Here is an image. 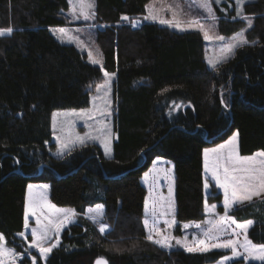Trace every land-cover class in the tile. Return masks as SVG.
<instances>
[{
  "label": "trees",
  "instance_id": "trees-1",
  "mask_svg": "<svg viewBox=\"0 0 264 264\" xmlns=\"http://www.w3.org/2000/svg\"><path fill=\"white\" fill-rule=\"evenodd\" d=\"M149 1L94 0L103 68L116 73V140L109 158L91 143L57 158L49 152L52 112L86 107L101 70L49 31L68 26V0H0V28L14 29L0 36V234L18 255L28 253L16 237L23 229L26 186L47 182L50 201L73 209L76 220L62 230L44 264H93L100 257L108 264H207L222 256L219 250L166 252L149 242L143 225L147 190L140 178L154 158L171 160L175 218L200 221L203 149L236 131L240 155L264 151V0L244 6L253 24L246 31L249 43L216 70L205 62L198 32L147 22L131 27L121 19L142 16ZM232 8L227 18L235 15ZM221 18L220 34L244 26L240 19ZM211 192L209 200L219 204L221 195L215 187ZM97 203L110 226L104 234L83 216ZM217 210L223 211L220 205ZM230 215L252 221L248 238L264 244V197ZM33 256L42 264L33 253L20 264H33Z\"/></svg>",
  "mask_w": 264,
  "mask_h": 264
},
{
  "label": "snow or ice",
  "instance_id": "snow-or-ice-1",
  "mask_svg": "<svg viewBox=\"0 0 264 264\" xmlns=\"http://www.w3.org/2000/svg\"><path fill=\"white\" fill-rule=\"evenodd\" d=\"M251 2V0H247ZM72 4L73 15L79 19L90 20L94 18V4L91 0H69ZM216 3H220V0H216ZM246 0H236L237 11L236 15L232 19L240 18L242 20H247V27L252 28V20L247 16L243 15V9ZM198 7L203 9L207 13V17L212 20H216L217 17L214 15L209 0H198ZM178 6L167 5V10L171 12V19L162 18L159 14L160 10L155 6L147 7V15L144 16V20L158 21L161 25H167L178 29L179 31H186L187 28L183 27L181 20L177 18ZM77 10L79 15H77ZM122 20H129V17L122 16ZM202 17H193L191 20L187 21L189 27L195 26L200 32L203 33L204 39L211 41L213 39L218 41H224L223 36H211L209 34V29H206L204 24L201 23ZM136 21H132V25L136 26ZM214 27V25H212ZM14 29L12 27L0 28V36L11 35ZM59 33L67 35V30L65 28L58 29ZM71 40H78L77 37H70ZM249 43L243 32L236 34L232 38V42L224 45L222 52L225 55L217 61L209 60V65L213 70L217 69L219 63L227 60L229 54H234V50L238 47H243ZM89 59L93 64L99 63V61L92 59V53L89 52ZM111 75L107 72L104 76L108 79L104 81V84L99 87H103L108 90V85L110 83ZM110 104V101L106 102ZM227 107V105H225ZM54 113V124L55 128V116ZM110 133L111 129H107ZM59 140V137H57ZM76 142L84 144L85 141L79 136L76 137ZM73 144L75 142H72ZM69 149V142L60 141V146L58 150V155L63 156L64 153ZM105 155H108L111 151L110 141L104 143ZM160 163L159 161L156 162ZM204 168L206 173H211V179L215 182V185L220 189H223L224 201L223 207L225 211V216L219 218L218 220H207V228L202 230V237L200 238L193 235V243L187 242V237L183 240L176 239L175 245L182 247L185 251L189 253L201 252L206 253L213 249H231L232 256H225L221 264L224 261L232 260L233 258L243 257L245 262L247 261H257L260 264H264V244H254L251 239L246 235L247 229L252 224V221H247L246 223L236 224L235 220L228 217L227 213L233 207V205L243 204L244 202L253 201L254 197L261 198L264 197V151H258L251 156H240L237 150V137L234 135L226 143L219 145L217 148L206 149L204 151ZM156 175L152 178V183L149 185V194L151 199V204L149 199L145 201V219L143 220V225L148 232L146 239L159 246L162 249L171 250L174 245L172 240L174 237H170L165 234L164 231L158 227L161 220L163 224L167 225L168 228H172L176 223L174 218V203L172 200V185H171V169H157L156 167L152 170ZM163 172V178L169 181L168 185V196L164 197L162 194H157L153 196V187L157 185L160 180V173ZM150 173H145V181H148ZM205 188H209V183L205 182ZM43 191L47 190V185L41 186ZM216 205H209L205 202V211L214 210ZM91 213L89 219L93 220L94 223L98 224L100 233L104 234L110 229V226L103 222V212L101 206L97 209L89 210ZM169 213H173L172 219H167L166 217ZM76 213L72 209H57L54 205H50L46 201V197L42 192H35L33 186H28V203L25 212L24 228H29V216L36 218L37 227L31 229V243L29 248H35L39 251L40 255L47 260L48 254L52 252L53 248L59 246V233L67 225L74 223V217ZM151 217V221L148 217ZM229 221L232 224H236V228L243 230L245 233L243 241L239 240L240 232L233 230L231 234L228 235L227 239H221L222 236L228 234ZM185 228L188 225H184ZM196 228H200L201 225H195ZM55 234L57 240L52 243L51 246H45V244L51 239L52 234ZM19 236L24 237L25 233H18ZM235 237V238H233ZM242 249L243 251H238ZM27 251V249L25 250ZM17 253L10 248L5 247V238L0 234V258H11L13 264ZM32 262L35 264L36 257H32ZM96 264H107L103 258H99Z\"/></svg>",
  "mask_w": 264,
  "mask_h": 264
},
{
  "label": "rangeland",
  "instance_id": "rangeland-1",
  "mask_svg": "<svg viewBox=\"0 0 264 264\" xmlns=\"http://www.w3.org/2000/svg\"><path fill=\"white\" fill-rule=\"evenodd\" d=\"M253 1H255V0H251V2H253ZM73 2H75V0H73ZM91 2L94 4V0H91ZM209 2H210V5H211V8H212L214 15L217 17L216 20H212L211 18L207 17V13L203 9L198 7V0H151L146 5L145 13L142 16H139V17H136L133 19L129 18V20L125 21V24L130 25L131 27H134L132 25V21H136L137 23H136L135 27H138L141 23L147 22V23H155V24H158L160 26L167 27V28H169L175 32H189V31L198 32L204 41L205 62L207 63V66L209 68H211L209 65V60H212V61L220 60L225 55V53L222 52L224 45L229 43V42H232V38L234 36H236V34L243 32L244 37L247 40L246 31L249 28L247 27V23H248L247 20H242L240 18H236V19H240L244 22L243 28L241 30H239L238 32H235L229 36L220 34L218 32V22L220 20V17H222L221 19L232 20L231 18H227L226 14H227L228 10L233 7L232 9H234L235 15H236V11H237L236 0H220V3H216V0H209ZM223 2L227 3L226 7L222 6ZM248 3L249 2H247V0H246L245 5H247ZM68 4H69V8L67 11H65V16L67 19V25L68 26L51 28V29H49V31L54 36V38L57 41H59L60 43L72 44L80 52H83L89 63L100 68L102 75H101L100 81L91 87V89H90L91 92L89 95V104L86 107L56 109L52 112V114H51V139H50L49 144L50 143L54 144V148L49 150V152L54 157L64 158L67 154H69V152L66 151L63 156H60L57 154L58 150H59V146H60V141L69 142L70 152L78 150L79 148H81L83 145H85L87 143H91V144H96L100 148L103 156L106 158H109L112 155L113 142L116 140V133L114 131V126H113V119H114V114H115V99L113 98V93H112L113 92V83H114V80L116 79V73L115 72H112V73L107 72L103 68L102 49L96 40V36H97L96 28H101V27L93 24L94 18L87 20V21L84 20L82 17L77 19L73 15L72 4L69 3V0H68ZM169 4L174 5V6H178L177 18L181 20L182 26L187 28L188 30L179 31L176 28L169 27L167 25H161L158 21L144 20V16H146L148 14L147 13V7L148 6H155L157 9H159L160 10L159 14L162 18L171 19V12H169L167 10V5H169ZM77 15H79L78 10H77ZM243 15L247 16L244 14V12H243ZM193 17H202L203 19H201L200 22L204 24L206 29L210 30L209 34L213 37H215L217 35L223 36L225 38L224 41H218L215 39H213L211 41L205 40L203 33L200 32L195 26L189 27L187 21L191 20ZM247 17L249 19H251L250 16H247ZM212 25H214V27H212ZM60 28H65L67 30V35H63V34L59 33L58 29H60ZM70 37H77L78 40H71L70 41ZM235 50H234V52H235ZM89 52L92 53V59L99 61V63L93 64L91 62V60L89 59V55H88ZM232 55L233 54H229L227 60ZM221 63H223V62H221ZM221 63H219L218 65H220ZM105 72H107L109 74H114V75H111V79H110V83L108 85L107 93L103 87L98 88V86L103 85L104 81L106 79H108L104 76ZM107 101H110L111 103L107 104L106 103ZM54 113L57 114L55 116V128L53 127V124H54L53 114ZM107 129H111V132L108 133ZM234 135L237 137V141H238L237 132L233 131L231 133V135L226 140H224L225 141L224 143H226ZM77 136L84 139L85 143L83 145L80 144L79 142H76ZM57 137H59V140L57 139ZM106 140L110 141L111 151L108 155H105V151H104V143L106 142ZM72 142H75V143L73 144ZM224 143H222V144H224ZM157 161H159L160 163L157 164L156 163ZM156 162L154 164H152V166L156 167L157 169H165V170L171 169V181L170 182H171V185L173 186L174 174H173L172 161L169 159L163 158V157H157ZM166 163H168V164H166ZM153 168H150L149 170H145L142 173L141 178H140V182L147 189L145 201H146V199H149L150 204H151V199H150V194H149V185L152 183L153 176L156 175V173L152 172ZM145 173H150L147 182L145 181V178H144ZM160 177H161L160 179H163V172L160 173ZM165 181H166V179H165ZM32 184H34L33 188L37 192H42V194L46 197L47 201L51 205H54L50 202V200L48 198L49 197V188H50L49 183H47V182H43V183L36 182V183H32ZM44 185H47L46 191H43L41 188V186H44ZM168 185H169V181L167 182V184H165L164 188L162 190H160V193H159V188H158L159 185L158 184L154 185L153 196H156L157 194H162L164 197H167L168 196ZM210 189H211V185H210ZM173 192H174V190L172 189V200L174 203V210H175V199L173 197ZM209 203H214V202L209 200ZM54 206H56V205H54ZM98 206H101V210L103 212L102 203H97V204L89 207L83 216L86 217V219H88L90 222H92L96 226V229L99 231L98 224L94 223L93 220L89 219V216L91 214L89 212V210L91 209L94 212ZM60 209L66 210L68 208L60 207ZM217 213L220 214L221 217L225 216V213H223V211L219 212L217 210ZM227 215L232 220H234L232 218V216L230 215V213H227ZM214 216H216V215H211L210 217H214ZM75 218H76V216L73 219L75 220ZM148 218L151 221V217L149 216ZM166 218L172 219L173 213H169V215ZM174 218H175V214H174ZM215 218H217V217H215ZM144 219H145V203H144V218H143V220ZM218 219H216V220H218ZM175 221H176V223L174 224V226L172 228H168L167 225L163 224L162 220L158 225V227H160L164 231L165 234L169 235L170 237H174V239L172 240L174 247L170 251H172V250H183V251H185L182 247L175 245V240L176 239L183 240L185 237H187V242L193 243V235L195 234L196 236L203 238L202 237V230L208 227L207 223H205V225L202 226L201 228H196L195 226H190L189 229H184L183 226L180 225V223H182V222H178L176 220V218H175ZM235 222H236V224L246 223V222H238V221H235ZM236 224H232L231 221H229L228 234L222 236L221 237L222 240L227 239L228 235L231 234V232L233 230H235V231L241 233V235L239 236V240L243 241L245 233L243 232V230L236 228ZM247 231H248V229H247ZM146 233L148 235L147 230H146ZM246 235H247V232H246ZM233 238H235V237H233ZM155 246H156V248H158L162 251H166V252L169 251L166 249H162L157 245H155ZM26 249L28 250V248H26ZM213 250H219L223 254L215 262L207 263V264H221V262L223 261V258L225 256H229V257L232 256L231 249H213ZM238 251H243V250L238 248ZM26 252L31 253L30 251H26ZM185 252H187V251H185ZM28 253L17 255V258L19 260H15L14 264H20V260L22 259V256H20V255L26 256V255H28ZM33 254H35V253H33ZM40 262L42 264H44L45 261L42 262V260L40 259ZM232 263H234V264H249V263H260V262H257V261L245 262L243 260L242 256L239 258H233L232 260H229V261H224V264H232ZM8 264H13V261L9 262Z\"/></svg>",
  "mask_w": 264,
  "mask_h": 264
},
{
  "label": "crops",
  "instance_id": "crops-1",
  "mask_svg": "<svg viewBox=\"0 0 264 264\" xmlns=\"http://www.w3.org/2000/svg\"><path fill=\"white\" fill-rule=\"evenodd\" d=\"M225 141H223V142H221V143H218V144H216V145H213V146H210V147H207V148H204L203 149V152H202V162H203V195H204V200H203V202H204V213H205V216H204V218L202 219V220H200V221H189V222H182V223H180V225L181 226H183V228L184 229H189V227L190 226H195V225H197V224H199V225H201V227L202 226H204L205 225V223H206V221L207 220H216V219H218V218H221V215L220 214H218L217 213V207L220 205L221 207H222V209H223V213H225V211H224V207H223V201H224V193H223V189H220L219 187H217L216 185H215V182L214 181H212V179H211V173L209 172V173H206L205 172V168H204V151L206 150V149H213V148H217L219 145H221L222 143H224ZM237 150H238V141H237ZM256 152H258V151H256ZM256 152H254L253 154H255ZM239 153V152H238ZM253 154H251V155H253ZM240 155V154H239ZM251 155H247V156H251ZM240 156H242V155H240ZM243 157V156H242ZM156 160H157V157L156 158H154L153 159V161L151 162V164L149 165V168H147V170H149L150 168H153L154 166H152V164H154L155 162H156ZM167 162V161H166ZM166 164H168V163H166ZM173 174H174V168H173ZM206 181H208V183H209V188L208 189H206L205 188V182ZM167 182H168V180H166L165 181V179L163 178V179H160L159 180V183H158V185H159V193H160V190H162L163 188H164V186H165V184H167ZM34 183H36V182H34ZM40 183H43V182H40ZM29 185H34V184H30V183H28L27 184V186H26V189H25V205H24V219H25V212H26V208H27V203H28V186ZM210 185H211V187H215V189H216V191H217V193L218 194H220L221 195V202L218 204V203H216V202H214V203H209V197L211 196V195H214L213 193H211V189H210ZM144 186V185H143ZM145 187V186H144ZM146 188V187H145ZM172 189L174 190V183H173V186H172ZM33 190H34V193L35 192H37L34 188H33ZM147 190V189H146ZM173 197H174V199H175V196H174V192H173ZM49 198V197H48ZM262 198V197H261ZM258 199H260V198H257V197H254L253 198V201H256V200H258ZM50 200V199H49ZM46 201H47V199H46ZM253 201H251V202H253ZM51 202V201H50ZM205 202H207V204L209 205V207L211 206V205H216V208L214 209V210H209V211H205ZM47 203L48 204H50L48 201H47ZM52 203V202H51ZM145 203V202H144ZM248 203H250V202H244L243 204H239V205H233V207L229 210V212L228 213H231L233 210H235V209H237V208H239V207H241V206H243V205H245V204H248ZM53 204V203H52ZM51 205V204H50ZM55 208H57V209H60V207L59 206H55ZM66 208H68V209H71V208H69V207H66ZM89 208V207H88ZM87 208V209H88ZM86 209V210H87ZM67 210V209H66ZM73 210V209H72ZM174 214H175V212H174ZM211 215H216V216H214V217H210ZM76 216V215H75ZM215 217H217V218H215ZM233 218V217H232ZM24 219H23V229H22V231L21 232H24L25 233V235H24V237H21V236H19L18 235V233L16 234V237H18V238H20L21 240H23L24 241V243H25V246H26V248H28V250L27 251H30L31 253H35L41 260H42V262H44L45 261V259L40 255V253H39V251L37 250V249H35V248H29V245H30V243H31V229L32 228H35V227H37V223H36V218L35 217H33V216H29V228L28 229H25L24 228ZM234 219V218H233ZM75 220H76V218H75ZM74 220V221H75ZM235 220V219H234ZM236 221V220H235ZM179 224V223H178ZM184 225H188V227L187 228H185L184 227ZM68 226V225H67ZM200 227V228H201ZM250 227V226H249ZM63 230V229H62ZM62 230H61V232H62ZM108 231V230H107ZM20 232V233H21ZM60 232V233H61ZM60 233H59V235H60ZM58 239H59V237H58ZM56 240H57V237H56V235L53 233L52 234V237H51V239L45 244V246H51V244L52 243H55L56 242ZM5 247L6 248H10V249H13V248H11V247H9V246H7L6 245V242H5ZM50 254V253H49ZM48 254V255H49ZM18 255V254H17ZM15 260H19L17 257L15 258ZM12 261V259L11 258H0V264H8L9 262H11Z\"/></svg>",
  "mask_w": 264,
  "mask_h": 264
},
{
  "label": "water",
  "instance_id": "water-1",
  "mask_svg": "<svg viewBox=\"0 0 264 264\" xmlns=\"http://www.w3.org/2000/svg\"><path fill=\"white\" fill-rule=\"evenodd\" d=\"M100 258H102V257H100ZM97 259H99V258H97ZM97 259L94 261L93 264H96ZM103 259H104V258H103ZM104 260L107 261L106 259H104ZM107 264H108V263H107Z\"/></svg>",
  "mask_w": 264,
  "mask_h": 264
},
{
  "label": "built area",
  "instance_id": "built-area-1",
  "mask_svg": "<svg viewBox=\"0 0 264 264\" xmlns=\"http://www.w3.org/2000/svg\"><path fill=\"white\" fill-rule=\"evenodd\" d=\"M20 256H22V257H23L24 255H20Z\"/></svg>",
  "mask_w": 264,
  "mask_h": 264
}]
</instances>
